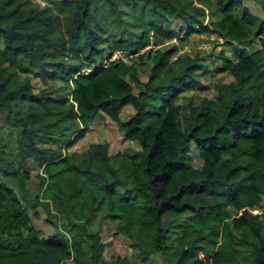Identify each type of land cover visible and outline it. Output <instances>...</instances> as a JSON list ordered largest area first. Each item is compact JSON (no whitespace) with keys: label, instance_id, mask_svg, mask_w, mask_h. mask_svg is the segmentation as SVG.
<instances>
[{"label":"trees","instance_id":"1","mask_svg":"<svg viewBox=\"0 0 264 264\" xmlns=\"http://www.w3.org/2000/svg\"><path fill=\"white\" fill-rule=\"evenodd\" d=\"M41 1L0 0V152L15 150L0 158V264H132L105 259L91 231L101 211L144 263L239 264L242 245L264 264V211L253 212L264 198V0H127L133 25L124 0ZM193 33L214 34L234 59L222 51L212 67L197 50L178 54L172 41ZM217 72L234 80L185 95ZM24 75L48 88L35 93ZM103 118L140 150L70 151ZM40 134L66 138L67 152L38 146ZM30 165L41 197L26 185ZM40 207L47 237L32 222Z\"/></svg>","mask_w":264,"mask_h":264},{"label":"rangeland","instance_id":"2","mask_svg":"<svg viewBox=\"0 0 264 264\" xmlns=\"http://www.w3.org/2000/svg\"><path fill=\"white\" fill-rule=\"evenodd\" d=\"M37 1L41 4L43 2L41 0H33ZM247 4V3H246ZM124 19L128 21L131 25L134 24V21L131 20V16L136 13L135 10L131 7L127 0L123 1L122 5ZM241 11V10H239ZM252 12L257 15H262L260 6L255 4L252 6ZM148 18V17H146ZM133 29V28H132ZM137 31L136 29H133ZM150 41H153V36L151 34ZM179 46L178 54L184 53H192L193 51L197 50L201 52V56L205 57L204 62L212 65V67H219L221 65V59H216L217 54L224 51L226 57H231L232 59L234 56L232 47L226 45L225 42H217L215 39L214 34H202V33H193L188 40L180 42L177 38L172 41ZM171 44V43H170ZM165 45H169L168 42L164 43L159 47L163 48ZM153 47L148 46L144 50L139 51L138 53H128V55L123 54L122 51L117 50L114 51V54L111 59H122L125 62L130 61L133 56H136L140 53H143L146 49ZM155 47V46H154ZM215 52V55L210 57L209 55L211 52ZM108 51H106L107 53ZM177 54V55H178ZM111 59H104L102 61V65L107 64ZM148 69L145 66H142V76L146 78V72ZM23 77H29L33 83V90L37 93L40 89L46 87V83L43 82L40 78H35L31 75ZM234 79L229 72H222V73H215L212 77L203 78L201 81V85L196 92H187L185 95H192L194 93H200L201 95H205L207 97H212L216 95L215 86L223 83H230ZM48 85L58 91L66 94L69 93V89L65 86V84L60 81L59 79L49 80ZM48 88V86L46 87ZM59 96V95H57ZM70 99V95H69ZM133 113L132 110L129 111ZM37 145L40 147H53L55 149H61L62 153L65 154L68 150L66 149V145L70 143L69 140L61 139L58 136L48 135V134H40L36 138ZM93 142L99 143H108L109 154L113 155L116 152H121L126 149H134L140 150V145L138 142L135 141H126L124 136L118 132L114 125H108V120L106 119H99L96 121L94 125L90 127V130L83 141L75 144L70 151H77L82 152L87 149L88 145ZM15 150H8L6 149L5 152H0V158L5 159L6 161L9 158H13V152ZM198 151L195 148V145L192 146L191 154L193 157V165L196 168L202 167V161L198 157ZM6 168L9 171L11 170V166L8 164ZM28 171V179L26 181V185L32 195H37L39 197L42 196L43 189L39 187V183L41 179L39 175L42 173L41 169L35 166H29ZM10 179V178H9ZM15 180L12 178L11 184H15ZM38 217H33L32 222L33 224L42 231V236L47 237L50 234L55 232V228L47 222L45 212L40 208H38ZM264 211V198L261 200L259 206L253 210L254 213L259 214V220L263 218L262 212ZM33 213V210L31 211ZM105 215L103 211L98 214V218L95 219V223L91 231L99 232V236L101 242L104 244V257L107 261L115 260L116 257H125L132 264H164V260L159 255L152 257L150 262L144 263L139 256V250L137 247L132 245V242L122 234L118 233L117 226L119 225V221L117 220H110ZM97 220V221H96ZM239 264H256L250 248L246 246H239V256H238ZM69 264H72L69 262Z\"/></svg>","mask_w":264,"mask_h":264}]
</instances>
